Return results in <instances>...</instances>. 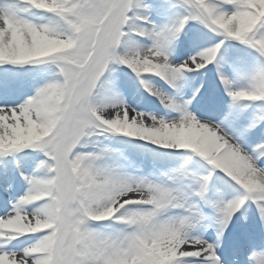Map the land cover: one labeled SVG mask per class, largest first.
<instances>
[{
	"label": "snow or ice",
	"instance_id": "1",
	"mask_svg": "<svg viewBox=\"0 0 264 264\" xmlns=\"http://www.w3.org/2000/svg\"><path fill=\"white\" fill-rule=\"evenodd\" d=\"M177 6L184 18L138 29L136 20L150 25L143 0H0V177L18 172L27 186L10 210L5 200L0 264H264V237L258 244L251 236L233 240L227 258L220 254L226 230L246 204L255 206L264 228V142L242 146L264 121V110L234 136L193 115L191 100L179 104L142 79L155 76L176 89L182 74L206 70L222 47L226 51V41L264 58V0H178ZM37 12L47 22H36ZM189 20L219 39L174 65L167 37L178 36ZM129 33L151 44L121 52ZM112 65L129 69L176 115L98 99ZM217 75L233 105L264 101V64L246 88L234 89ZM101 137L140 141L141 156L149 145L166 155L151 153L150 174L132 175L129 169L143 165ZM193 157L209 166L207 175L190 169ZM21 161L34 165L30 173ZM214 173L239 194L210 196ZM11 189L2 185L5 197ZM208 229L214 239L211 233L205 238Z\"/></svg>",
	"mask_w": 264,
	"mask_h": 264
},
{
	"label": "rangeland",
	"instance_id": "2",
	"mask_svg": "<svg viewBox=\"0 0 264 264\" xmlns=\"http://www.w3.org/2000/svg\"><path fill=\"white\" fill-rule=\"evenodd\" d=\"M143 3L148 4L150 7L148 9V20L150 25H146L142 20L134 21L136 28H144L149 26H154L157 29L163 28L165 26H170L178 19L184 18L187 15L185 9L177 6L178 0H143ZM138 14L139 10H135ZM36 22L44 23L47 22V15L43 13H35L34 17ZM212 34L203 25L196 21L189 20L183 29V31L176 37H167V43L165 46V51L170 50L168 55L169 61L172 64H179L186 60L189 56L195 55L197 52L204 50L207 47L213 46L214 43L218 41L217 38H213ZM151 41L144 37L136 36L129 33L121 44L120 51H137L149 46ZM225 45L227 49L222 47L220 53H218L216 60L208 65L206 70H202L200 73H184L178 79L177 88L180 91L176 92V89L170 88L163 80L159 81L158 77L155 76H144L142 79L146 80L147 83L156 89H159L165 95L174 97L176 102L183 104L184 101L191 100L189 104V111L196 115L201 120H207L212 123L221 124V127L229 134L237 135L239 130L247 127L253 120H255L259 115H261L262 110H264V101L255 102H239L237 105H233L230 98L224 91L223 86L220 84L217 73H221L229 78L234 89L246 88L248 86V77L254 71H256L262 64H264V58L259 57L258 53L254 50L248 49L244 46L236 44L235 42L226 41ZM225 63H230L234 66V69L242 67L241 69L247 70L249 72L245 73L247 78L243 75H238L234 71H222L224 69ZM51 67V66H47ZM23 71V70H21ZM244 73V72H243ZM241 72V74H243ZM109 79H113L120 86L121 97H131V99L140 100L141 107L138 108L139 112H145L148 114H154L158 116H165L166 118H173L176 114L169 113L166 116V110L160 105L159 101L154 97L150 96L145 90L143 85H141L140 80L133 74L129 69L122 65H112L111 71L106 72L101 78V85L104 82H110ZM209 81V82H208ZM214 82L209 90L212 96H207L205 94V88H201L203 83ZM201 85V86H200ZM101 87V86H100ZM99 91L101 92V88ZM171 89V91H170ZM199 89V92H197ZM125 91V93H124ZM170 91V92H169ZM142 92V93H141ZM179 92V94H177ZM30 94V92L28 93ZM23 97H21L22 99ZM213 98V100H211ZM11 103V101H10ZM220 111V112H218ZM222 112V114H221ZM104 145L116 150L123 149L131 159L135 160L138 165H143L140 169H129L128 171L138 172L141 174H150L151 171V161L153 159L151 153H157L160 157H164L166 154L164 150H157L153 146H145L144 155L146 159L140 158V149L136 146L142 145L140 141H129L125 137H112L111 139L100 138ZM239 142V141H238ZM257 142H264V121L260 122L254 129H252L245 143L242 146H247L251 144L255 146ZM11 159V158H9ZM42 159V157H39ZM183 159L181 158V161ZM195 162V163H194ZM34 165L31 166V168ZM189 167L192 171L199 175H207L209 171V166L200 161L199 158L193 157L192 161H189ZM15 181L20 184H24L23 180L18 177V172H15ZM218 173L213 174V180L210 184L209 195L213 196V191L217 190L219 196H223L225 200L233 199L239 194V189L236 188L234 184L227 177H221ZM4 177H0V180ZM25 188V184L22 185ZM20 189V190H21ZM229 195V197H228ZM3 209V208H2ZM9 210V209H8ZM206 216H214L213 211L210 208L203 209ZM1 210L0 215H3ZM248 214V216L259 217L255 206L251 203L246 204L245 207L241 209L234 217L226 230L224 241L228 240L231 235L251 236L254 226L250 227L245 220H242V216ZM260 224V223H258ZM245 227L247 230H245ZM246 231V232H245ZM211 233L213 239L215 238V232L212 229H208L205 232V238ZM262 237L264 236V229L261 228ZM238 238V237H236ZM22 240H28L27 237H21ZM16 243L15 241H13ZM31 243V241H28ZM27 246V245H22ZM222 248V247H221ZM20 249V248H19Z\"/></svg>",
	"mask_w": 264,
	"mask_h": 264
},
{
	"label": "bare ground",
	"instance_id": "3",
	"mask_svg": "<svg viewBox=\"0 0 264 264\" xmlns=\"http://www.w3.org/2000/svg\"><path fill=\"white\" fill-rule=\"evenodd\" d=\"M169 51L170 50H166V53L168 54ZM132 52H134V51H132ZM224 65H225V70L237 72V76L238 75L239 76L240 75H243L244 78L249 77V76L246 77V75H245V73H247L249 71L241 69L242 67H240L239 65H238V67L236 69H234V66L232 64H230V63H225ZM221 70L224 71V69H221ZM241 72L242 73L244 72V73L241 74ZM109 80H110V82H104V83H102V85L100 87L101 88V92H100L101 95L98 97V99H102L103 100V99L107 98L111 102H116V103L122 101L128 107L134 108V109H136V111H138V108L141 107L140 100H135V99H131V98H128V97H123V96L121 97V90H120V87H119L120 85L116 81H114L113 79H109ZM113 81L115 82V85H116L115 88L112 87ZM159 81L161 82L160 79H159ZM208 86L211 87L209 84H205L201 88H205V94H207V96L208 95L210 96L211 95V92H210ZM177 88L180 89V87H177ZM177 88H176V92L177 91H180ZM124 93H125V91H124ZM177 94H179V92ZM211 100H213V98H211ZM168 115H169V113L166 114V116H168ZM139 156H140L141 159H143V158L146 159V156L145 155H143V156L139 155ZM21 166H22L21 167V170L23 172H25V174H28V173H30L32 171V168L31 167H24L23 166V161H21ZM131 174L132 175H145V176H148L149 175V174L148 175L147 174H141V173H138V172H136V173L133 172ZM15 176H16L15 172H11L10 171V173H9V175H8L7 178H4V179L0 180V208H2L3 206H5V200H7V208L10 210L11 209V204L14 203L15 200L20 195H22L23 192L26 190V187L27 186H25V188L23 186V189H21L22 188V185H24V184H20L19 185L18 181L17 182H14L15 181ZM18 177H20V174H18ZM5 183L12 184V189H11L10 195L7 196V197H5V195L3 193V190H2V185L5 184ZM213 196H215V197L216 196H219V194H217V190H214L213 191ZM219 197L222 198V199H224L223 196H219ZM228 197H229V195H228ZM0 212H1V210H0ZM242 217H243L242 220H245L247 223L250 222V218L251 217L248 216V214H245ZM254 220L256 221V218ZM259 223H260V221H259ZM261 228L262 227H261L260 224L255 225V228L251 229L252 230V233H253L251 235V237H253L255 240L261 239L262 238V235L260 234ZM262 229H264V228H262ZM245 230H247L246 227H245ZM244 236H249V235H242V237H244ZM231 242L232 241L229 240L228 247L226 248L227 251H228V248H229V245H230ZM13 244H15V243L13 242ZM224 245H226V242L225 241H222V243L220 245V248L221 247H224ZM8 248L10 250H12V251H19L20 250L19 248H13L12 245H8Z\"/></svg>",
	"mask_w": 264,
	"mask_h": 264
}]
</instances>
